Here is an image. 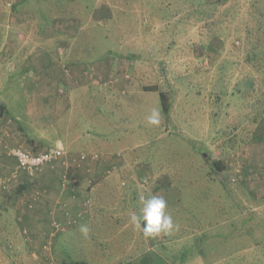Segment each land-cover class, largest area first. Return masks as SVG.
Listing matches in <instances>:
<instances>
[{
	"label": "rangeland",
	"instance_id": "rangeland-1",
	"mask_svg": "<svg viewBox=\"0 0 264 264\" xmlns=\"http://www.w3.org/2000/svg\"><path fill=\"white\" fill-rule=\"evenodd\" d=\"M72 1L65 14L76 12ZM95 1L85 0L74 41L80 59L107 65L95 68L98 83L60 60L52 76L70 94L77 87L65 106L62 85H38L30 103L21 87L5 88L0 100L10 117L0 119V132L10 140L1 134L0 145L40 151L63 141L101 156L68 171L76 179L70 199L81 206L75 215L55 191L59 211L49 208V215L64 228L48 243L52 220L47 231L23 224L22 211L54 193L41 174L19 175L0 193V218L11 226H0V264H131L144 251L167 264H264V0H125L112 18L85 20ZM12 9L0 0L1 17ZM54 37L43 34L51 48ZM35 74L43 82L44 69ZM116 76L118 83L102 85ZM153 109L161 113L158 125L148 123ZM14 168L15 161L0 175ZM152 195L167 202L175 225L169 234L146 237L130 223L141 197ZM90 196L91 212L84 204Z\"/></svg>",
	"mask_w": 264,
	"mask_h": 264
},
{
	"label": "crops",
	"instance_id": "crops-1",
	"mask_svg": "<svg viewBox=\"0 0 264 264\" xmlns=\"http://www.w3.org/2000/svg\"><path fill=\"white\" fill-rule=\"evenodd\" d=\"M51 1L52 0H17L12 7V12L6 14V18L0 16V93L4 92L5 88L21 87L22 96L26 99L27 103H30V94L38 85L45 87L47 83L51 86L62 85V82L55 80L52 76V72L54 68L56 69L58 67L60 60L64 62L62 66L67 65V68L70 69L73 67L76 75L82 76L81 73H83L85 76L91 78L92 81L95 80L97 83L98 80L95 78V75L98 73L95 68L98 71L99 69H105V67H107L105 64L102 65L101 61L90 64L85 60L80 59L77 54V48H75L74 40L79 35V30L82 27L80 25L84 20L83 16L86 12L85 9L87 8L85 0L83 2H79L77 0L72 1V5L76 7V12H72V15L69 13L65 14L64 8L67 0H59L60 2L54 3V5L50 3ZM124 1L125 0H119V3L116 1V3L112 4L111 1L96 0V6L88 14V16H86L87 19L85 20L112 18L114 13L116 14L117 11L122 12ZM39 2L47 5L50 9L44 10V7L42 8ZM35 6L38 8H35ZM56 7H58V9ZM33 9H35L36 12ZM42 23L45 25V29H47V31L45 29L42 30ZM26 30L28 31L27 34ZM44 32L45 36L46 33L48 34L49 32L52 36H55L53 41L54 47H49L46 40L43 39ZM71 39H73V41H71ZM38 68L44 69L47 74H45L43 82L37 81L38 79L35 73ZM51 68L53 69L52 72ZM15 70L20 71V73H14ZM18 76H21V78L18 79ZM66 78L69 80V76ZM51 80H54L55 83L53 84L52 82H49ZM67 86L68 85L64 83L61 86L63 88H58V90L65 89L66 92L68 91L64 96L66 97L64 100L65 104L62 103V106H65L67 102H71V100L75 97L74 92L77 90V87H74L72 94H70ZM26 87H31V89H27ZM46 106H48V104ZM62 110L63 108H61V111ZM53 113V117L55 118L56 116H60V113L56 114L55 111ZM5 116L10 117L6 105L2 100H0V119L3 118L4 121ZM19 116L22 115L19 114ZM32 116L33 113H29L27 117L30 119ZM0 135L2 139L10 140V134L7 132L1 131ZM1 138L0 142L2 140ZM61 143L63 148L65 147L64 149L71 155L84 152L79 148H69L63 141ZM5 154V149H3V146L0 145L1 171L9 170L10 165L13 166L15 161L12 157L7 158V155L5 156ZM40 174L41 184L46 188V191H53L54 193H51V195L45 199L42 204H37V208L35 210L26 211L24 209L22 212L26 218L23 224L29 223L35 230L36 228H44V230L47 231L50 220L53 221L54 219V217L49 215V208H54L55 211H59L56 210V202L52 199V197L56 195V192H60L61 195L68 200L69 207L71 209L70 211L71 213H74L71 215H75L76 211L81 206L77 208L78 202L70 199L72 191L70 183H67V185L71 188L64 191L66 188H63L65 185L63 183L64 168L61 164L57 163V165H54L53 167L46 166ZM60 183L62 185V189H60ZM1 192L2 191H0V193ZM54 215L57 218L65 219L61 212H55L52 216ZM66 218L68 219L67 216ZM17 220L20 222L21 218L18 217ZM4 224L5 227L8 226V228L11 229L9 222H7L4 218H0V226H3ZM44 230L43 232L45 233ZM46 239L47 236L45 237V241ZM36 243L37 242L33 240V244Z\"/></svg>",
	"mask_w": 264,
	"mask_h": 264
},
{
	"label": "built area",
	"instance_id": "built-area-1",
	"mask_svg": "<svg viewBox=\"0 0 264 264\" xmlns=\"http://www.w3.org/2000/svg\"><path fill=\"white\" fill-rule=\"evenodd\" d=\"M17 0H3V5L8 9H11L12 6L16 3ZM120 81V77L116 76L110 79L108 82L102 83L103 86H110L109 83L115 84ZM5 153L7 156L15 159V168L11 172L9 177L5 175H0V191H8L11 184L16 181L19 175H26L30 179H33L35 176L40 174L44 167L51 166L53 167L57 163L61 164L64 168L63 174V183H74L75 178L68 175V171L76 170L81 167L88 160H97L100 158V154L97 152H80L78 154H69L63 147L54 146L40 151H32L24 149L17 145H6ZM40 192H44L43 189H38L36 195H39ZM89 200L85 201L84 204H87ZM67 215V212L65 213ZM80 217V214L78 215ZM72 219H67V224L71 223ZM64 223L53 219L51 223V229L47 232L46 242H50L55 233L59 230H63Z\"/></svg>",
	"mask_w": 264,
	"mask_h": 264
},
{
	"label": "clouds",
	"instance_id": "clouds-1",
	"mask_svg": "<svg viewBox=\"0 0 264 264\" xmlns=\"http://www.w3.org/2000/svg\"><path fill=\"white\" fill-rule=\"evenodd\" d=\"M160 116L161 113L153 109L148 117V123L158 125ZM141 201L139 213H133L129 220L134 227L141 229L146 237L169 234L175 228L172 216L166 211L167 202L163 197L152 195L141 197ZM79 231L87 237L89 228L87 225H81Z\"/></svg>",
	"mask_w": 264,
	"mask_h": 264
},
{
	"label": "trees",
	"instance_id": "trees-1",
	"mask_svg": "<svg viewBox=\"0 0 264 264\" xmlns=\"http://www.w3.org/2000/svg\"><path fill=\"white\" fill-rule=\"evenodd\" d=\"M159 96H160L161 111H162L163 115L165 117H167V113H168V110H169V105H168V102H167V99H166V95H165V93L163 91H160L159 92ZM215 164L218 167V169H222V165H220L219 161H217ZM92 205H93V199L90 196L89 197V203H88V207L90 206L89 207V211L90 212H91ZM131 264H167V263L159 255H157L155 253H152L151 251H144L138 257V259L132 260Z\"/></svg>",
	"mask_w": 264,
	"mask_h": 264
}]
</instances>
